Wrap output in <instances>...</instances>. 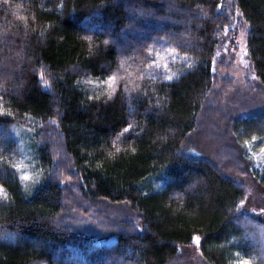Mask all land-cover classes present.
Instances as JSON below:
<instances>
[{
	"label": "trees",
	"instance_id": "trees-1",
	"mask_svg": "<svg viewBox=\"0 0 264 264\" xmlns=\"http://www.w3.org/2000/svg\"><path fill=\"white\" fill-rule=\"evenodd\" d=\"M239 30L261 104L243 116L223 107L232 79L215 89ZM193 134L210 158L184 151ZM253 137L264 0H0V264L254 259L244 227L259 223L240 203L248 180L264 187L240 143Z\"/></svg>",
	"mask_w": 264,
	"mask_h": 264
},
{
	"label": "rangeland",
	"instance_id": "rangeland-1",
	"mask_svg": "<svg viewBox=\"0 0 264 264\" xmlns=\"http://www.w3.org/2000/svg\"><path fill=\"white\" fill-rule=\"evenodd\" d=\"M245 45L244 33L239 30L236 42L223 47V66L215 70V76L218 79L215 89L220 88L221 78L227 76L232 79V88L229 92L226 91L223 94L222 103L226 113L238 116L248 115L252 111L261 108L256 96L251 94L253 93L252 91L249 92L246 85L247 80L253 82L254 76L247 62ZM240 143L249 169L252 172H257L264 168V139L250 138L241 140ZM204 148L199 144L195 134L191 135L183 146L186 153L210 158L211 155ZM19 167L22 177L24 175H27L28 178L34 177L28 166L25 168L19 165ZM247 184L248 191L242 205V212L248 217L255 219L259 226L253 228L244 227V233L249 242L255 246L257 253L252 259L254 261L249 257L235 254L233 264H240L242 260H247L249 264H264V212H261V209L264 208V187L259 186L256 180H248ZM96 206L103 215L106 214L118 219L130 217L129 215L132 214L129 207L125 205H109L105 202H100ZM246 224L249 226V223ZM110 240L112 239L108 241ZM191 255V264H203L196 260L198 258L196 250H192Z\"/></svg>",
	"mask_w": 264,
	"mask_h": 264
},
{
	"label": "snow or ice",
	"instance_id": "snow-or-ice-1",
	"mask_svg": "<svg viewBox=\"0 0 264 264\" xmlns=\"http://www.w3.org/2000/svg\"><path fill=\"white\" fill-rule=\"evenodd\" d=\"M85 39H90V37H85ZM104 43L107 44L108 41H105ZM173 51H174V49H173ZM165 78H166V79H171V77H165ZM115 80H116V77H115V76H109V77H107V82H108L110 88L113 87V85H114V83H115ZM46 83H47V81H45V84H46ZM113 90H114V89H113ZM109 95H111V93H109ZM129 127H130V126H129ZM128 130H129L128 127H126V128L123 129V131H125V132H127ZM253 139H256V137H253ZM22 179H25V180H26V179H28V176H27V175H24V176L22 177ZM240 203H241V205H243V204H244V201L241 200ZM261 212H264V208L261 209ZM192 239H193L194 242H196L197 244H199V242H200V237H199V236L194 235V236L192 237ZM240 264H249V262H248L247 260H242V261H240Z\"/></svg>",
	"mask_w": 264,
	"mask_h": 264
}]
</instances>
